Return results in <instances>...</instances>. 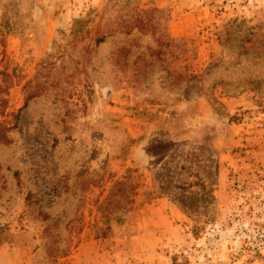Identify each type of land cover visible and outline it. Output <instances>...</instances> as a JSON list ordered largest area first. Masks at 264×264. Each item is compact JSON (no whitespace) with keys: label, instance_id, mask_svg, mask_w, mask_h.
Returning a JSON list of instances; mask_svg holds the SVG:
<instances>
[{"label":"rangeland","instance_id":"obj_1","mask_svg":"<svg viewBox=\"0 0 264 264\" xmlns=\"http://www.w3.org/2000/svg\"><path fill=\"white\" fill-rule=\"evenodd\" d=\"M0 72V264H264V0H0Z\"/></svg>","mask_w":264,"mask_h":264},{"label":"trees","instance_id":"obj_2","mask_svg":"<svg viewBox=\"0 0 264 264\" xmlns=\"http://www.w3.org/2000/svg\"><path fill=\"white\" fill-rule=\"evenodd\" d=\"M137 23L136 20L132 19V23H129V24H132V26L130 27H135V24ZM128 24H126L125 22L123 23L122 25V29H125L127 27ZM99 43H102V40L99 41ZM3 76V73L0 72V77ZM3 87L0 85V104H2L4 101L1 99V96L3 95ZM4 140V135L0 133V142ZM121 192H122V188L120 186V189H119Z\"/></svg>","mask_w":264,"mask_h":264}]
</instances>
